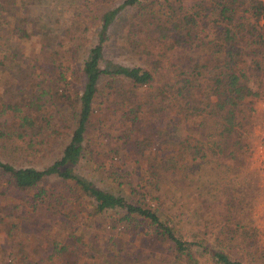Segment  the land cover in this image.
<instances>
[{
  "label": "trees",
  "instance_id": "obj_1",
  "mask_svg": "<svg viewBox=\"0 0 264 264\" xmlns=\"http://www.w3.org/2000/svg\"><path fill=\"white\" fill-rule=\"evenodd\" d=\"M263 10L262 0H199L188 8L179 3L174 5L171 0H121L104 9L99 16L96 42L88 47L79 69L67 71L70 74L56 69L53 85L38 81L39 85L31 86L29 82L25 91L19 89L18 100L12 95L4 104L0 150L7 158L0 156V196L33 191L32 202L47 204L54 198L51 207L46 208L51 215L66 199L92 218L119 228L122 236L150 238L163 253L157 258L153 255L149 264H203L201 259L209 264H244L224 249L228 242L250 244L231 240L239 228L233 223L231 210L240 200L234 197L235 189L216 190L220 186L216 183L219 180L216 157L234 158L251 150L249 142L244 145L241 141L248 132L251 105L258 98L247 77L259 75L264 68V32L259 24ZM121 11L126 13L121 23L123 41L136 56L150 57L147 65L108 62L101 65L107 32ZM8 17L9 28H0L6 36L0 45L16 37L29 38L35 31H40L39 38L49 33L48 29H42L45 25H38L33 18L16 14ZM53 45L57 48L61 44L57 41ZM189 48L197 57L185 53ZM75 52V48H67L61 53L67 60ZM53 54L51 51L49 56ZM57 54L55 51L53 61L60 57ZM160 69L170 73V79L162 82L160 90L165 89L162 95L151 86L154 73ZM208 69L211 78L208 92L203 94L199 77ZM76 81L81 83L80 88ZM100 97H110L119 111L122 127L119 137L139 172H143L137 187L140 191L129 182V194L105 190L76 171L85 157L84 140L97 112L94 102ZM164 101L175 107L177 130L179 127L189 130V122L193 124L190 139L168 141L153 128L156 124L162 126ZM50 105L61 112L55 116L41 112ZM59 120L68 134L59 155L41 168L20 164L46 138L59 134L62 125L55 123ZM166 145L168 150L164 149ZM102 168L109 176L116 174L110 166ZM202 177L206 185L195 193L203 204L199 208L202 213L194 205L191 215L224 220L212 245L184 238L180 226L184 216L183 194L177 186L168 187L172 178L177 183L182 178L194 183ZM47 178L58 180V186L48 189L40 186ZM218 195L222 199H215ZM211 223L209 219L198 225L206 230ZM225 237L228 241L223 240ZM121 246L124 245L116 246L119 251L114 255L116 259L124 256ZM143 263L142 258L136 264Z\"/></svg>",
  "mask_w": 264,
  "mask_h": 264
},
{
  "label": "rangeland",
  "instance_id": "obj_2",
  "mask_svg": "<svg viewBox=\"0 0 264 264\" xmlns=\"http://www.w3.org/2000/svg\"><path fill=\"white\" fill-rule=\"evenodd\" d=\"M120 1L0 0V28L2 30L9 28L8 14L33 18L37 20L38 25L46 26L42 29L49 30L48 34L43 35L44 38H39L40 31H35L29 38L16 37L9 40L6 45H0V119L5 116L1 111L8 97L13 95L14 100H18L19 89L25 91L29 82L31 86L34 83L38 84V81H41L40 84L46 82L53 85L56 69L65 70L67 74H70L67 71L79 69L88 47L96 42V30L101 12L116 6ZM198 1L171 0V3L174 5L179 3L184 8H188ZM125 17L124 11L119 12V18L109 28L103 43L101 65L108 62L131 66L147 65L150 62V57L136 56L124 43V30L121 23ZM259 24L264 32V10ZM0 34L2 35L0 41L5 40L6 36L3 32ZM43 41L49 42L50 45H46ZM57 41H60L61 45L56 48L53 44ZM67 48H75L76 52L66 60L61 52ZM51 51L54 54L57 51V56L61 58L56 57L53 61L54 54L52 57L49 56ZM193 51L189 48L185 50V53L197 57L196 52ZM53 67L54 70H52ZM209 71L210 69L204 70L202 76L199 77L203 94L208 92L211 78ZM169 76L170 73L163 69L154 73L151 86L157 89V94L165 93V89L160 90V88L162 82L170 79ZM247 82L253 91L258 92V98L251 105L248 132L243 136L241 144L245 145L249 142L253 148L256 124L261 112L259 98L264 94V68L259 75L249 74ZM76 86L80 88L81 83L76 81ZM169 98H172L171 95ZM172 101L174 102L173 99ZM94 105L97 112L87 130L84 140L85 157L76 166L77 173L91 180L96 186L118 194H129L130 185L140 191L137 187L143 172H139L137 163L119 137L122 127L116 105L110 97L97 98ZM163 105L165 110L162 114V119H164L162 126L156 124L157 126L154 125L153 128L168 141L177 142L186 138L190 139L189 130L192 131L193 124L189 122L190 128L192 127L189 130L183 127L177 130L178 116L175 114V107L171 103L169 105L167 101H164ZM43 111L45 115L55 116L61 112V109L50 105L44 107L41 112ZM55 123L57 126L62 125L59 134L46 138L44 143L39 145L33 153L26 155L25 160L20 161V164L28 163L41 168L59 155L68 134L64 123L60 120ZM193 134L198 137L197 134ZM164 149L168 150V146L166 145ZM0 156L3 159L7 158L1 150ZM216 160L219 178L216 183L220 185L216 190L235 189L237 192H233L234 197L240 200V203L231 210L233 223L239 226L231 240L235 243L243 240L250 244L237 243L239 244L237 245L228 242L225 243L224 249L231 257L242 260L244 264H264V188L250 159V153L234 158L216 157ZM108 166L112 167L116 174L109 176L102 168ZM180 181L177 183L172 178L168 187L173 189L177 186L183 194L184 216L181 218L180 226L184 238L202 240L212 245L217 236V228L224 224V220L217 216L207 218V216L193 217L191 215L194 205L199 213H202L199 208L203 204L198 201L195 193L199 187L206 185L204 177L194 183L188 181V178H182ZM58 184L59 181L55 178H47L41 182L40 186L48 189ZM32 192L0 196V264H136L142 258L143 264H149L153 255L157 258L163 253L162 250L154 247L150 238L122 236L119 234V228L105 225L100 218H92L85 210L76 207L66 199L57 206L56 214L51 215L46 208L51 207L54 198L50 199L48 204L42 201L32 202ZM217 198L222 199V195H218L215 199ZM194 200L198 203L196 204ZM215 205L219 207V204ZM82 206L89 209L84 202ZM209 219L212 221L210 229L205 230L198 225L201 221ZM234 224H232L233 227ZM223 240L228 241L226 237ZM114 244L124 245L121 246L124 256L119 259L114 256L119 252ZM201 262L209 264L206 259H201Z\"/></svg>",
  "mask_w": 264,
  "mask_h": 264
},
{
  "label": "built area",
  "instance_id": "obj_3",
  "mask_svg": "<svg viewBox=\"0 0 264 264\" xmlns=\"http://www.w3.org/2000/svg\"><path fill=\"white\" fill-rule=\"evenodd\" d=\"M260 119L256 124L255 139L253 148L250 150V159L255 167L259 181L264 188V94L259 98Z\"/></svg>",
  "mask_w": 264,
  "mask_h": 264
}]
</instances>
